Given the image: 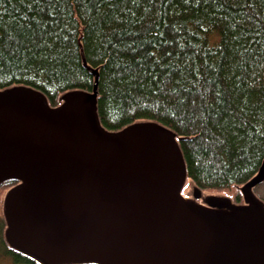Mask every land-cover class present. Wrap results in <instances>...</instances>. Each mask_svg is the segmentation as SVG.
Here are the masks:
<instances>
[{"label": "trees", "instance_id": "obj_1", "mask_svg": "<svg viewBox=\"0 0 264 264\" xmlns=\"http://www.w3.org/2000/svg\"><path fill=\"white\" fill-rule=\"evenodd\" d=\"M89 67L105 129L169 127L196 186L244 201L264 160V0H0L1 88L29 85L55 106L93 90ZM13 183L0 184V264H44L8 240Z\"/></svg>", "mask_w": 264, "mask_h": 264}, {"label": "water", "instance_id": "obj_2", "mask_svg": "<svg viewBox=\"0 0 264 264\" xmlns=\"http://www.w3.org/2000/svg\"><path fill=\"white\" fill-rule=\"evenodd\" d=\"M89 68L93 90L64 93L59 107L37 89L0 97L1 114L8 111L0 118V130H8L0 138V183H26L5 198L10 244L44 264H264V202L253 191L264 160L241 187L250 206L200 202L197 186L184 196L176 133L156 121L105 129L98 68ZM28 159L38 164L17 162ZM18 191L14 215L8 201Z\"/></svg>", "mask_w": 264, "mask_h": 264}, {"label": "rangeland", "instance_id": "obj_3", "mask_svg": "<svg viewBox=\"0 0 264 264\" xmlns=\"http://www.w3.org/2000/svg\"><path fill=\"white\" fill-rule=\"evenodd\" d=\"M36 89H32L31 88V86L29 87V85H25V84H19V83H17V84H13V85H9V86H7V87H3V88H1L0 87V94H1V96L0 97H2V98H5V96L8 94V97H10V92L12 93V92H15V93H18L19 95H22V93H20V91L21 92H24V91H35ZM36 91H38V90H36ZM86 91V90H85ZM71 92H73V89H71V90H67L66 92H64V93H71ZM3 94V95H2ZM40 95V94H39ZM26 96H28V97H30V95L29 94H26ZM66 100H65V98L63 97L62 98V101H61V103L60 104H58V106L57 107H59L61 104H63L64 102H65ZM23 102H25V103H27V102H29V100H24ZM10 107H12V106H10ZM5 113H3V114H1V112H0V118L2 117V116H5L6 114H8V111H7V109H5ZM60 122H63V120L62 119H60L59 120ZM135 123H137V122H135ZM130 125H133V123L132 124H130ZM130 125H128V126H130ZM128 126H126V127H128ZM126 127H124V128H126ZM167 127V126H166ZM123 128V129H124ZM0 129H3V128H0ZM123 129H121V130H123ZM121 130H110V131H121ZM10 131H11V129H10ZM8 133V130H0V138H1V136L2 135H6ZM17 162H20L21 164L20 165H26L27 167L28 166H34L35 164H38V162H36L35 160H32V159H28V160H19V161H17ZM16 163V162H15ZM16 166H18V165H16ZM40 177V176H39ZM44 180V177L42 176L40 179H39V181H43ZM46 180H48V178H46ZM26 183H23V181L22 180H20V182L18 183V186H20L19 188L21 189V190H25L26 189V185H25ZM12 184H7V185H5V186H3L2 187V189H1V192H2V195H4L5 194V192H7V190H8V188L11 186ZM194 188H195V184L193 183V181L191 180V178L190 177H188L187 176V178H186V180L184 181V183H183V187H182V192H183V194H185L186 196H188V197H193V191H194ZM18 189V188H17ZM16 190V189H15ZM13 191V190H12ZM254 191H256V193H257V196L259 197V198H261V199H264V182H262V183H256V188H254ZM4 193V194H3ZM19 193V191L16 193V194H14V195H12V197L10 198V200L8 201V206H9V208L11 207V209H9V210H11V212L14 214V212L12 211V210H15L16 209V207H18V206H20V204H18L19 202H21L20 201V199L21 198H18V197H16L17 195H19L18 194ZM14 197H16V199H14ZM214 198H220V199H226V200H228L232 205H234V201L232 200V198H231V196L228 194V193H226V192H223V191H213V190H206V189H202L201 190V198H200V200H202V202L203 201H210V200H212V199H214ZM1 199H2V196H1ZM3 200V199H2ZM3 203H5V200H4V202ZM1 205H2V202H1ZM242 205H246V206H250L251 204H250V202H248V201H244L243 203H242ZM220 207L223 209V210H226V211H233L234 210V208H231L230 207V205L228 206V205H225V204H220ZM15 215V214H14ZM1 264H5V263H1Z\"/></svg>", "mask_w": 264, "mask_h": 264}]
</instances>
